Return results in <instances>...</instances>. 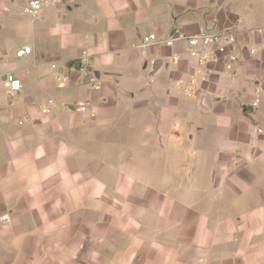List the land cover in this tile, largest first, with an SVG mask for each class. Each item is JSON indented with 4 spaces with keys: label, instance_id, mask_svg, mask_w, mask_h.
<instances>
[{
    "label": "crops",
    "instance_id": "crops-1",
    "mask_svg": "<svg viewBox=\"0 0 264 264\" xmlns=\"http://www.w3.org/2000/svg\"><path fill=\"white\" fill-rule=\"evenodd\" d=\"M26 3L0 0V67L21 84H0V264H264V3ZM229 28L230 70L164 44ZM193 96L210 117L194 129Z\"/></svg>",
    "mask_w": 264,
    "mask_h": 264
},
{
    "label": "built area",
    "instance_id": "built-area-1",
    "mask_svg": "<svg viewBox=\"0 0 264 264\" xmlns=\"http://www.w3.org/2000/svg\"><path fill=\"white\" fill-rule=\"evenodd\" d=\"M264 3V0H260ZM48 2V0H27L24 8L25 12L31 17H35L39 14L42 5ZM185 40L187 44V55L195 60V66L199 69L206 62L223 61L225 68L230 70L233 68L235 62L238 59V40L237 33L234 29H223V30H211V29H200L194 34L188 36L178 35L176 37L171 36L164 41L166 46H173L176 40ZM157 41V37L154 33H149L142 38L143 44H149ZM30 51L28 46L18 49L16 56H22ZM180 55L173 53L171 55L172 61L179 60ZM82 66L81 70H86V65L89 63V58L85 52H83L80 58ZM54 67V65H52ZM59 80L60 85L63 83L62 73L56 76ZM90 83L93 89H99V83L90 77ZM0 84L8 92L17 91L20 88V80L17 79L13 74L3 72L0 67ZM184 92L188 95L196 93V81L194 78L188 80V85L183 87ZM258 98L253 101V106H257ZM52 100H48L46 105H43L41 111L48 113ZM87 105L85 102L78 104V110L86 111ZM253 136L257 138L259 143L264 146V128L255 127L253 130Z\"/></svg>",
    "mask_w": 264,
    "mask_h": 264
},
{
    "label": "rangeland",
    "instance_id": "rangeland-1",
    "mask_svg": "<svg viewBox=\"0 0 264 264\" xmlns=\"http://www.w3.org/2000/svg\"><path fill=\"white\" fill-rule=\"evenodd\" d=\"M19 0H17L18 2ZM67 79V77L65 76V80ZM88 88H89V84ZM166 95L162 94L161 98H165ZM196 96H193L191 98H186L181 102V106H182V114H183V118L185 119V127H191V128H195L197 125L200 124H205L207 122V120L210 118L209 115H203L200 114L197 109L195 108L194 104H195V100H196ZM166 99V98H165ZM159 100L160 97H159ZM187 122V123H186Z\"/></svg>",
    "mask_w": 264,
    "mask_h": 264
},
{
    "label": "water",
    "instance_id": "water-1",
    "mask_svg": "<svg viewBox=\"0 0 264 264\" xmlns=\"http://www.w3.org/2000/svg\"><path fill=\"white\" fill-rule=\"evenodd\" d=\"M56 74L58 75V74H60V72H57ZM93 78L96 80V77L93 76Z\"/></svg>",
    "mask_w": 264,
    "mask_h": 264
}]
</instances>
